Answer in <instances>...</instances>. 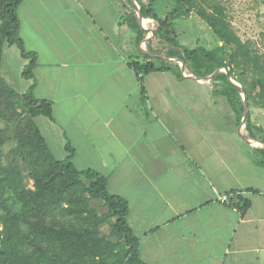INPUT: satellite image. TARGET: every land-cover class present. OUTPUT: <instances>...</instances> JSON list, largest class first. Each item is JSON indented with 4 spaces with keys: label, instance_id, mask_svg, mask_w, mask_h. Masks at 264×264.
I'll list each match as a JSON object with an SVG mask.
<instances>
[{
    "label": "crops",
    "instance_id": "1",
    "mask_svg": "<svg viewBox=\"0 0 264 264\" xmlns=\"http://www.w3.org/2000/svg\"><path fill=\"white\" fill-rule=\"evenodd\" d=\"M128 6L21 3L20 35L37 54L34 94L53 104V120L37 121L50 150L59 148L65 159L70 145L79 170L108 178L109 192L130 205L145 263L264 264L261 140L246 135L244 114L225 85L183 67L180 73L178 59H167L173 69L144 76L142 94L129 62L152 58L161 66L165 56L150 53L158 49L150 44L153 32L136 5ZM249 111L262 127L255 116L264 109L253 104ZM232 193L250 200L244 217L230 205Z\"/></svg>",
    "mask_w": 264,
    "mask_h": 264
},
{
    "label": "trees",
    "instance_id": "2",
    "mask_svg": "<svg viewBox=\"0 0 264 264\" xmlns=\"http://www.w3.org/2000/svg\"><path fill=\"white\" fill-rule=\"evenodd\" d=\"M22 2L0 0V264H147L140 255V240L128 221L130 205L109 192L108 178L94 170H79L70 145L65 159L53 156L37 122L40 117L53 120L52 102L36 98L35 83L28 92L21 93L2 75L5 52L16 46L27 61L23 78L35 79L37 54L26 49L20 35L18 10ZM127 2L133 11L137 4L146 27L155 30L150 44H156L158 49L150 53L165 56L161 66L152 58L142 63L129 62L143 95L144 76L173 69L167 59L175 58L182 62L174 65L180 73L184 67L185 73L201 78L226 69L212 81L226 86L224 93L238 105L242 115L241 93L229 78L246 93L249 109L253 104L264 109V53L251 41L241 39L220 1ZM161 6L164 9L159 11ZM192 16L210 30L220 48L218 56L204 45L190 48L181 44L175 22ZM139 34L145 37L141 29ZM244 129L249 138L264 143V128L253 125L250 111ZM259 154L258 163L264 167L262 146ZM77 196L89 202L103 201L107 213L97 216L79 203ZM228 198L242 217L250 210V200L240 193ZM91 219L94 228L89 225ZM105 223L110 225V232L101 236L99 227Z\"/></svg>",
    "mask_w": 264,
    "mask_h": 264
},
{
    "label": "rangeland",
    "instance_id": "3",
    "mask_svg": "<svg viewBox=\"0 0 264 264\" xmlns=\"http://www.w3.org/2000/svg\"><path fill=\"white\" fill-rule=\"evenodd\" d=\"M218 1H220L227 8L233 28L241 39L244 41H251L256 49H258L261 53H264V0ZM132 4L133 3L131 2V5ZM136 6L138 5L136 4ZM163 9L164 6H161L159 11H162ZM174 26L180 36L179 39L183 46L194 48L204 45L212 50L214 54L216 53L217 56L219 55V45L216 44L210 30L201 24V22L195 17L192 16L187 20H177ZM149 29L152 31L154 30L152 28ZM26 64L27 61L21 57L20 50L16 46L10 47L6 50L4 64L2 67V75L21 93L28 92L32 83L30 80H27L22 76V71ZM255 120L261 122L262 127L264 128V111H262V113L260 112L259 116H255ZM37 121L44 125V123L49 120L48 118L40 117ZM51 152L56 159H64L65 154L62 153V150L59 148L57 150H51ZM75 199L79 201V203H84L87 209L94 211L97 216H101L108 211L107 205L101 200H93L89 202L79 196L75 197ZM89 223L92 228L95 227L94 219H91ZM108 225V223H105L104 226L99 229V233H101V235L109 233Z\"/></svg>",
    "mask_w": 264,
    "mask_h": 264
},
{
    "label": "water",
    "instance_id": "4",
    "mask_svg": "<svg viewBox=\"0 0 264 264\" xmlns=\"http://www.w3.org/2000/svg\"><path fill=\"white\" fill-rule=\"evenodd\" d=\"M133 2H135V0H132ZM136 5V4H135ZM136 11H137V13H138V15H139V19H140V21H143V17H142V15H141V13H140V8L138 7V6H136ZM153 32V35L155 34V31L153 30L152 31ZM222 69H218L214 74H212L211 76H208V77H205V79H209V78H212V77H214L216 74H218L220 71H221ZM183 71H185L184 70V67H183ZM200 78V77H199ZM235 87H236V89L237 90H239L243 95H244V119H243V123H245L246 122V120H247V118H248V112H249V101H248V97H247V95H246V93L243 91V89H242V87H240V86H238V85H236V84H234L233 82H231ZM262 146H263V148H264V143L262 142V141H258Z\"/></svg>",
    "mask_w": 264,
    "mask_h": 264
},
{
    "label": "built area",
    "instance_id": "5",
    "mask_svg": "<svg viewBox=\"0 0 264 264\" xmlns=\"http://www.w3.org/2000/svg\"><path fill=\"white\" fill-rule=\"evenodd\" d=\"M227 199V197H224V200Z\"/></svg>",
    "mask_w": 264,
    "mask_h": 264
}]
</instances>
